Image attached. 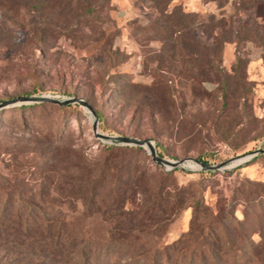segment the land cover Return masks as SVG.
<instances>
[{
    "label": "rangeland",
    "instance_id": "rangeland-1",
    "mask_svg": "<svg viewBox=\"0 0 264 264\" xmlns=\"http://www.w3.org/2000/svg\"><path fill=\"white\" fill-rule=\"evenodd\" d=\"M163 7L157 0H0V103L29 96L82 98L101 114L100 133L151 139L157 153L173 161L203 156L219 164L264 149V0L238 13L231 2L225 7L232 34L223 36L230 41L221 52L213 34L198 24L212 25V15L220 19L217 5L171 1L168 10L196 15L188 35L196 56L190 59L172 51L173 44L176 51L182 44L169 37ZM241 21L249 25L248 40L239 39ZM200 42L208 46L206 57ZM223 78L229 83L225 104ZM40 104L20 102L0 110V264H39L23 230L28 210L56 202L60 160L73 155L94 163L104 145H113L95 136L86 107ZM135 152L124 166L145 174L147 185L169 172L147 147ZM187 170L173 173L178 184L205 186L210 201L230 195L242 180L264 183V155L213 176ZM141 201L137 194L126 207ZM258 205L252 202L251 210ZM62 210L91 234L104 230L101 217L87 216L81 203ZM191 216L187 208L163 224L162 243L180 240ZM237 216L242 218L241 212ZM251 218L248 237L258 244L264 240V219Z\"/></svg>",
    "mask_w": 264,
    "mask_h": 264
},
{
    "label": "trees",
    "instance_id": "trees-1",
    "mask_svg": "<svg viewBox=\"0 0 264 264\" xmlns=\"http://www.w3.org/2000/svg\"><path fill=\"white\" fill-rule=\"evenodd\" d=\"M157 1L164 5L162 21L168 23L165 28L169 37L175 36V43L182 44L178 51L173 44L172 51L184 59L196 56L194 42L188 37L196 15L191 18V13L176 8L168 10V4L173 0ZM203 1L216 4L221 10L220 19L211 16L212 25L198 23L204 32L213 34L216 52H221L223 45L230 41L223 36L232 34L231 26L227 27L225 7L231 2L238 13L241 8L249 9L262 0ZM217 28L223 30L220 36L214 35ZM248 28V24L239 22L240 40L249 39ZM199 44L206 57L208 46ZM241 63L242 58L238 57L237 64ZM219 89L225 104L229 90L225 78ZM48 104L62 110L70 107L52 103L40 105ZM97 115L101 122V114ZM140 149L104 145L100 158L94 163L73 155L59 161L56 202L52 199L53 204L28 210L23 226L27 247L38 252L39 264H264V240L257 244L252 236L248 237L251 214L259 220L264 219L261 204L264 183L242 180L230 195L220 193L210 201L206 198L205 186L193 182L187 186L179 185L173 175L176 169L161 173V177L150 181L148 186L145 174L138 170L130 172L124 166L126 158L135 157V151ZM159 156H162L161 152ZM198 159L208 163L203 156ZM198 173L201 176L215 174ZM137 194L142 201L132 204L131 208L126 207V201L136 199ZM49 199L46 203H50ZM252 202L259 204L258 210H251ZM78 203L82 204L87 216L101 217L104 224L101 235H92L79 228L74 215L62 210L65 206L76 207ZM187 208L192 211L189 229L177 242L162 243L158 237L162 225ZM238 211L242 218L237 216ZM16 213L19 216L20 212Z\"/></svg>",
    "mask_w": 264,
    "mask_h": 264
},
{
    "label": "water",
    "instance_id": "water-1",
    "mask_svg": "<svg viewBox=\"0 0 264 264\" xmlns=\"http://www.w3.org/2000/svg\"><path fill=\"white\" fill-rule=\"evenodd\" d=\"M24 104H39V103H52L56 105H70V104H79L83 107H86L92 114V123L93 131L96 137L100 138L103 141L110 142L113 145L120 146H130V147H147L148 153L151 155L154 162H156L161 167H164L167 171L175 169L186 170V167H189L187 171H198V172H223L229 168L240 167L250 160L254 159L259 155H264V149H258L252 152H248L243 155L235 156L219 164H209L203 163L198 158H186L182 160H170L159 156L156 151V147L151 139H137L127 136H109L102 134L98 131L99 118L97 113L93 108L82 98H66V99H56L49 96H29V97H20L17 101H5L0 103V110H3L9 106L19 103ZM194 165V166H191Z\"/></svg>",
    "mask_w": 264,
    "mask_h": 264
},
{
    "label": "crops",
    "instance_id": "crops-1",
    "mask_svg": "<svg viewBox=\"0 0 264 264\" xmlns=\"http://www.w3.org/2000/svg\"><path fill=\"white\" fill-rule=\"evenodd\" d=\"M120 1H122V0H120ZM124 2H128V1H130V0H123Z\"/></svg>",
    "mask_w": 264,
    "mask_h": 264
},
{
    "label": "bare ground",
    "instance_id": "bare-ground-1",
    "mask_svg": "<svg viewBox=\"0 0 264 264\" xmlns=\"http://www.w3.org/2000/svg\"><path fill=\"white\" fill-rule=\"evenodd\" d=\"M192 165V164H191ZM192 166H194V165H192Z\"/></svg>",
    "mask_w": 264,
    "mask_h": 264
}]
</instances>
